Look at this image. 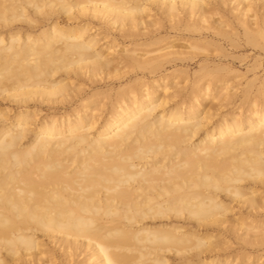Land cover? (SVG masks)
Returning <instances> with one entry per match:
<instances>
[{"label": "bare ground", "instance_id": "obj_1", "mask_svg": "<svg viewBox=\"0 0 264 264\" xmlns=\"http://www.w3.org/2000/svg\"><path fill=\"white\" fill-rule=\"evenodd\" d=\"M141 2L185 13L188 40L264 48V0H0V264H233L221 225H264V81L232 86L233 60L192 73V52L106 54L91 24L133 35Z\"/></svg>", "mask_w": 264, "mask_h": 264}, {"label": "rangeland", "instance_id": "obj_2", "mask_svg": "<svg viewBox=\"0 0 264 264\" xmlns=\"http://www.w3.org/2000/svg\"><path fill=\"white\" fill-rule=\"evenodd\" d=\"M142 3L143 7L147 6V10H145L146 12L141 13L144 14L143 17L146 20L145 24L131 29L128 26L125 27V29H129L130 33L133 35L124 36V31L120 29V27H112L105 21H99L95 19V21L91 24V33H95L106 54H110L111 56L116 55L120 58H127L142 57L143 55L144 57L165 55L172 51H181L184 53L192 52L197 57L194 61L195 64L189 66V69L192 73L198 71L200 64H204L206 59H208L212 68L222 65L224 64L223 62L228 60H233L237 63V66L231 75L236 76L237 78L231 81L232 86L236 85L242 80H245V78H243L245 75L249 79H252L255 76L259 77L260 82L258 83V86H261L262 81H264V48L262 46L249 45L247 47L242 46L239 48H233L228 44H223L222 46L218 42H207L205 39L188 40V37L186 36L188 31H186L184 21H187V19H183L185 17V13H180V15L177 17H168L166 14L162 13L157 4L152 2H141V5ZM228 8L229 7L227 6V9ZM261 13L264 15V10H261ZM236 14V11L233 13H228L225 16H223V14H214L211 18V21L213 19H220L221 21H225L227 19L231 20L234 19ZM220 20L219 22H221ZM204 25H209V23H204ZM157 29L162 31V34L159 36L161 38L156 37V39H160V41L150 46L140 45V40L138 37L134 36L138 33H147L150 30ZM227 29L230 28L227 27ZM203 31L212 32L214 29L209 28ZM181 32H184L185 34H182ZM193 42L199 43L200 47L194 50L191 47ZM179 63L181 62L179 61ZM166 66L167 70H163L162 72L164 73L166 71L175 75L174 78L168 77L165 80L171 86L170 91L172 92L177 90V88H173L174 84L176 83H181L179 85L181 89L186 87L189 82L185 80V75H180L181 72L185 70V68L181 65H179L177 68L172 67L170 64ZM125 70L123 69V71ZM235 89H237V86ZM210 104H215L219 112L226 111L227 107L231 106L227 101H219L218 99H214ZM1 108H6L7 111H11L13 113V110H11V105L10 107L8 105H2ZM39 109L41 115L45 114L46 111L43 109V107H39ZM236 211H238L237 207L235 208L234 212ZM237 218L238 216L234 217L231 215L229 222L227 224L221 225V233H218L214 238L216 243L224 248L221 250V252L228 251L233 255H237L238 257L236 259L234 257V261L233 257L231 258L233 264H264V238L256 239V236L253 235L255 233H259L256 230L251 231L252 237L250 242L246 241L247 237L245 235V232L247 231V225H252L253 227L260 226L263 229L264 225L261 223L251 224L249 220L241 221ZM228 225H231L233 230H226L225 226ZM224 230L226 231L222 232ZM245 254L251 255V258L247 263H243L241 259V257H243Z\"/></svg>", "mask_w": 264, "mask_h": 264}]
</instances>
